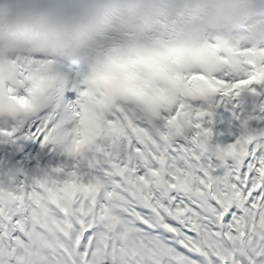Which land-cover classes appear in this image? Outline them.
Returning <instances> with one entry per match:
<instances>
[{"label": "clouds", "instance_id": "clouds-1", "mask_svg": "<svg viewBox=\"0 0 264 264\" xmlns=\"http://www.w3.org/2000/svg\"><path fill=\"white\" fill-rule=\"evenodd\" d=\"M250 61L264 65V0H0V115L70 119V94L170 112L231 91Z\"/></svg>", "mask_w": 264, "mask_h": 264}, {"label": "snow or ice", "instance_id": "snow-or-ice-1", "mask_svg": "<svg viewBox=\"0 0 264 264\" xmlns=\"http://www.w3.org/2000/svg\"><path fill=\"white\" fill-rule=\"evenodd\" d=\"M249 63L253 70L247 76L226 85L237 95L245 89L255 92L250 85L264 82L257 73L264 65ZM18 103L26 106L29 101L22 96ZM190 118L191 113L177 109L166 121L179 130ZM206 131L211 134V129ZM85 145L70 140L65 152L73 156ZM262 145L264 141H255L252 134L241 135L220 146V152L243 153L247 147L249 155L242 164L181 168L142 142L128 141L126 157L116 168L133 187L121 190L124 204L118 209L112 202L113 190L102 198L97 192L100 185L80 182L74 167L60 178L59 186L53 181L49 187L46 177L38 178L30 193L33 207H43L54 223L70 225L51 249L55 258L50 264H264ZM62 170L58 165L53 171ZM119 183L124 185V180ZM21 199L18 193L0 189V206L6 211ZM9 215L11 219L0 214V264H34L32 234L23 220L29 211Z\"/></svg>", "mask_w": 264, "mask_h": 264}, {"label": "bare ground", "instance_id": "bare-ground-1", "mask_svg": "<svg viewBox=\"0 0 264 264\" xmlns=\"http://www.w3.org/2000/svg\"><path fill=\"white\" fill-rule=\"evenodd\" d=\"M231 82V81H230ZM229 95L227 92L225 93ZM85 95H88L85 93ZM236 95V93L234 94ZM228 97V96H227ZM226 97V98H227ZM234 100H231L230 102H223L221 103V106L219 108L218 114L221 112L223 118L222 125H221V131L218 138V145L216 144H210L208 132L206 133V128L208 129V124L206 120V125H204V120H199V128L196 132V134H193L192 138H185L187 141L183 146V151L192 150L196 156H199L202 158V161L207 165L209 163L212 164H218L220 163L219 158L221 157L220 153V146L226 145L229 142L234 141V139L239 138L241 135L244 134H252L254 138L264 136L261 133L262 130H264V93H256L255 92H243L241 94L240 98L233 97ZM242 98H245L244 104L240 108L235 107H229V105H233L236 103L237 100H241ZM67 105H71V117L75 118L78 117L77 112L81 110L83 112L84 117L89 122L98 125L96 127L100 128L105 124L104 120H101L102 113L99 111L97 104H96V97H92L91 103H75V94H70L69 96L65 97ZM229 101V98L225 99L223 98L222 101ZM74 102V103H73ZM60 109H64V106H60ZM228 112V113H227ZM75 116V117H74ZM52 120L57 121L53 126L52 129L56 126V132L54 135H56V138L53 140V145H58L60 148L56 153V157H58L62 152V144L63 142L67 141L69 142L72 140L73 135H71L72 131L68 129H63L65 126H67L70 119H65V114L61 112H57V115L54 114L52 117ZM130 125L124 124L121 120H113L110 124V127H114L117 131L120 132L123 139H126L127 141H137L142 142L146 147H148L150 150H153L155 152H158V149H161L164 151L163 148L167 145L164 143V138H162V132L165 128V123H167L166 120H156L153 122H140V121H132ZM38 123V122H37ZM41 124H37L36 128L33 130L34 137L39 140L41 135H43V139L46 136L41 132V126L43 122H40ZM65 125V126H63ZM125 125V126H124ZM3 127H5V124L0 125V135L4 136L6 132L3 130ZM167 127V126H166ZM66 128V127H65ZM11 130V127H10ZM150 131H155L154 134L150 133ZM62 131L63 135L60 136L59 132ZM105 132V128L101 127L98 132L97 138L94 140V142L91 145H88L89 148V157L86 162H72L70 158H66V152L64 153L65 161L61 162L59 159L54 160L53 157L49 156L44 158L42 162L34 160V163H32L31 168L32 170L28 172V167L30 166L29 162H24L20 157L15 158L9 155L11 151H13L14 147L10 146V143L6 146V149H2L0 151V187L4 186L8 189L12 190L14 193H18L21 195L22 199L20 200L19 204L10 206V209L12 211V215H15L18 211L22 210L23 206H26L28 203H30L29 211L32 215V218L23 217L24 225L26 228H30V230H27L32 234L31 241L35 242L36 244V237L38 239L40 250L38 253L37 258H31L32 260L37 259V261H33L34 264H50V258L54 259L55 257L52 256V252L49 251V248L51 247L49 240L44 237L40 231L36 229H47L48 226H42L44 223L41 221L42 217H49L45 209L39 205L36 207H33V203L35 202V198H31L30 193L31 191L37 187L35 184V181L38 178H47V184L48 186H52L53 181L57 183L59 186L60 184V178L67 176V170L70 168H75L76 172H83L86 175V181L99 184L105 193L107 190H110L111 186H113L115 183L110 184L111 179L106 175L105 171L106 168L104 164L108 161V158L105 156V152L109 151V146L107 143V139L103 135ZM39 133V134H38ZM111 136V134H109ZM190 135V134H189ZM28 134L26 131H23L21 134H19L15 138H11L10 142L13 143L15 146L17 144H20L25 139H28ZM191 141V142H190ZM258 141H264V139H259ZM3 142V138L0 137V144ZM48 143V141H43ZM189 143V144H188ZM217 145V147H215ZM264 146V145H262ZM135 147V145H133ZM38 148L31 149L28 158L30 159L32 156L36 154H39L37 151ZM183 151H179L184 155ZM238 151V149H237ZM50 154L54 155L52 152H49ZM191 154V153H190ZM248 153V148H245V151L243 153H232L230 156L226 158L225 164H242L244 162L243 156ZM15 155V154H14ZM187 156V155H186ZM184 156V157H186ZM55 157V156H54ZM183 157V158H184ZM39 160L41 159L38 157ZM33 159V157H32ZM182 157L178 155V153H172L170 156V160L174 161L177 165H179L181 168H184L181 165ZM224 163V162H223ZM63 164H66L65 166ZM88 164L90 166L94 167L92 170H88ZM62 165L63 170L59 173L54 172L53 170L58 166ZM109 187V188H108ZM112 190V189H111ZM99 194V190H97ZM25 194H27V198L25 199ZM103 194V193H102ZM117 194V193H116ZM118 195V194H117ZM75 204V203H74ZM117 204L119 207L123 206L124 201L123 199L118 195L117 197ZM0 214H4L8 216L9 219H11V215H9V210L7 211L3 209V206H0ZM95 207V205H93ZM75 210V209H74ZM51 214V213H50ZM47 224L51 226V228L56 227V229L52 232L53 237H50L51 240L57 239L60 241V231L63 229L62 224L54 223L52 219L48 218ZM57 228L59 230H57ZM35 230L37 232V235L35 234ZM51 235V234H50ZM56 243H53V246ZM44 248H48L46 251ZM36 251V250H35ZM35 251L32 253L34 254Z\"/></svg>", "mask_w": 264, "mask_h": 264}]
</instances>
